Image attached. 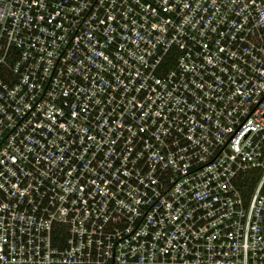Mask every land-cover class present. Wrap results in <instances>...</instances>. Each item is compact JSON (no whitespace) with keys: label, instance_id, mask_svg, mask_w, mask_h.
<instances>
[{"label":"built area","instance_id":"1","mask_svg":"<svg viewBox=\"0 0 264 264\" xmlns=\"http://www.w3.org/2000/svg\"><path fill=\"white\" fill-rule=\"evenodd\" d=\"M0 264H264V0H0Z\"/></svg>","mask_w":264,"mask_h":264}]
</instances>
